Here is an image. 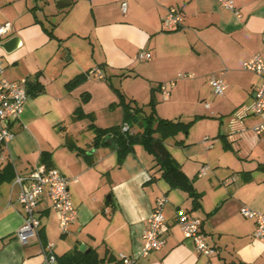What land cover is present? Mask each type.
<instances>
[{
  "label": "crops",
  "instance_id": "1",
  "mask_svg": "<svg viewBox=\"0 0 264 264\" xmlns=\"http://www.w3.org/2000/svg\"><path fill=\"white\" fill-rule=\"evenodd\" d=\"M59 1L70 3L0 0V22L12 23L0 43L14 35L21 39L12 52L0 46L2 76L31 80L22 113L9 122L14 135L0 167V264H44L41 243L47 241L56 256L84 244L105 258L103 264H117L120 253L138 264H204L207 259L211 264H264V239L254 236L253 219L239 211L242 205L264 211V134L252 132L259 117L250 110L260 77L243 66L253 54L264 55V0H233L232 8L218 0H128L125 12L120 0ZM169 6L183 16L178 28L163 25ZM141 50L151 57L137 59ZM96 67L104 78L92 74L68 85ZM179 72L192 76L177 77ZM107 73L121 75V90L104 82ZM210 74L225 82L216 102L210 100L215 96ZM116 89L145 114L153 108L155 117L193 120L187 132L164 143L191 179L197 200L162 175L142 143H135L121 163L109 140L94 143L92 125L105 128L124 119ZM229 94H234L230 109ZM113 105L118 110L112 118H99V110ZM142 125L139 119L132 130ZM42 154L69 178L77 214L61 232L44 189L35 207L38 237L21 244L15 233L24 213L14 177L27 175L36 164L47 166ZM160 195L168 198L165 243L141 256L142 231ZM179 209L201 219L204 239L216 248L209 258L183 235L175 221Z\"/></svg>",
  "mask_w": 264,
  "mask_h": 264
},
{
  "label": "built area",
  "instance_id": "2",
  "mask_svg": "<svg viewBox=\"0 0 264 264\" xmlns=\"http://www.w3.org/2000/svg\"><path fill=\"white\" fill-rule=\"evenodd\" d=\"M219 3L226 7H233V0H218ZM128 0H120L122 12L127 9ZM183 21L181 12L175 6H169L162 22L166 29L178 28ZM12 23L8 20L0 22V38L11 32ZM139 60H147L151 53L146 50L139 51L136 56ZM243 66L246 70L254 72L260 77V82L254 90V101L250 107L251 113L259 117L251 130L254 134H264V55L255 53L244 61ZM3 65L0 60V167L7 160L6 147L7 142L14 135L9 128V122L20 116L23 111L24 103L27 99V85L31 81L29 76L22 77L18 80H10L2 76ZM94 74L97 78H104L101 68H93L87 71V76ZM192 76V73L179 72L177 77ZM175 80H171L173 85ZM208 81L212 93L221 95L225 89V82L221 76L210 74ZM169 94L168 90H163L164 97ZM129 129L127 123H123L122 131ZM14 184L18 186L16 199L20 204L24 219L22 225L16 230L15 236L21 244H27L33 237H38L40 219L36 215L35 207L43 193L44 189L52 200V208L55 210L58 225L61 232H66L71 222L76 218V208L69 193V178L62 174L55 167L42 166L36 164L27 175L16 174ZM168 202L165 195L156 197L152 206L147 225L142 231L141 256H146L149 252L159 250L165 243L166 223L164 218V207ZM240 214L246 218L253 219L255 223L254 236L264 239V211L255 210L247 205L240 207ZM183 235L190 238L197 252L209 258L216 252V248L210 245L204 239L201 233V219L190 215L187 211L179 209L175 216ZM44 253V264H55L56 253L52 242L41 243ZM117 264H138L136 258L119 254ZM204 264H211L207 259Z\"/></svg>",
  "mask_w": 264,
  "mask_h": 264
},
{
  "label": "trees",
  "instance_id": "3",
  "mask_svg": "<svg viewBox=\"0 0 264 264\" xmlns=\"http://www.w3.org/2000/svg\"><path fill=\"white\" fill-rule=\"evenodd\" d=\"M59 1V0H58ZM88 71V70H87ZM87 71L83 74L73 77L68 82L69 86H74L84 80ZM37 83H35V86ZM118 95V102L124 110V119L120 124L112 125L109 127L101 128L92 125L95 131L94 143L104 142L102 137L107 133H112L115 136V147L118 155V162L121 163L125 154L130 151L135 143H142L144 147L152 152L155 156L157 163L162 170V175L168 179L172 185L179 186L186 190L190 196L197 200L198 193L195 191L191 179L183 172L178 162L174 159L168 148L166 147L164 140L168 137L176 135L178 132H187L191 126L193 120L184 122L180 120H171L161 117H155L153 108L150 113H144L141 106L131 104L130 100H127L124 94L116 89ZM154 99L151 98L149 105H153ZM132 109V110H131ZM143 112L141 117L136 113ZM141 120L142 129L132 130L133 120ZM155 121V123H154ZM123 123H127L129 129L122 131ZM47 167H50V163L47 160V154H42L41 159ZM43 243V242H42ZM45 243V242H44ZM103 257H100L98 253L91 249L88 252L80 251L74 248L73 251L65 253L60 256H56L57 264H103Z\"/></svg>",
  "mask_w": 264,
  "mask_h": 264
},
{
  "label": "rangeland",
  "instance_id": "4",
  "mask_svg": "<svg viewBox=\"0 0 264 264\" xmlns=\"http://www.w3.org/2000/svg\"><path fill=\"white\" fill-rule=\"evenodd\" d=\"M52 17V16H51ZM103 74H104V72H103ZM92 77V74L91 75H89V76H87V77H85L84 78V80H86V79H89V78H91ZM123 78L121 77V75H118V76H116V75H111L110 73H107V79H106V81L104 80V82L106 83V84H110V81L115 85V87L116 88H118V89H122L121 88V84H120V81L122 80ZM83 80V81H84ZM82 82V81H81ZM245 93L243 92V91H239V95L240 96H242V98L243 97H245V95H244ZM234 97V94H229V96H228V109H230L229 107V105H230V101H232V99H234L233 98ZM220 98V95H215V96H213L212 98H210V100L211 101H214V102H216L218 99ZM247 100H246V103H248V101H250L251 100V95H249V94H247ZM118 106L117 105H113V106H111V107H109V108H106V109H104V110H99L98 111V116H99V118L100 117H103V114L104 115H106V114H110V116H111V118H112V116H114L115 114H116V111L118 110V108H117ZM229 112V111H228ZM79 120V119H78ZM138 121H136V120H133L131 123L135 126V124L137 123Z\"/></svg>",
  "mask_w": 264,
  "mask_h": 264
},
{
  "label": "water",
  "instance_id": "5",
  "mask_svg": "<svg viewBox=\"0 0 264 264\" xmlns=\"http://www.w3.org/2000/svg\"><path fill=\"white\" fill-rule=\"evenodd\" d=\"M70 2L69 1H58L57 5L58 7H64L65 5H68ZM21 45V39L19 36L14 35L9 37L8 39L2 41L0 43V46L7 52H12L13 50L17 49L19 46ZM29 89H27V92L29 93ZM109 140V142L115 146V136L112 133H107L106 135H104L102 137V141L107 142ZM79 250L81 251H88V249H85V245L84 244H80L79 245Z\"/></svg>",
  "mask_w": 264,
  "mask_h": 264
}]
</instances>
